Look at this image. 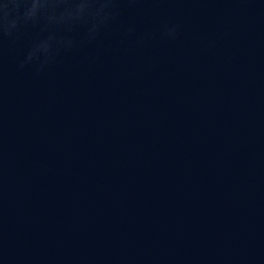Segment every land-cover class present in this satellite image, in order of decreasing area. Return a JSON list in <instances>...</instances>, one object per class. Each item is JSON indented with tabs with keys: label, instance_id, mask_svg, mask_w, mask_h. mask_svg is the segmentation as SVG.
Instances as JSON below:
<instances>
[{
	"label": "clouds",
	"instance_id": "1",
	"mask_svg": "<svg viewBox=\"0 0 264 264\" xmlns=\"http://www.w3.org/2000/svg\"><path fill=\"white\" fill-rule=\"evenodd\" d=\"M90 4L93 2V0H89ZM112 2V0H103L100 7L96 9L95 14L104 13L105 9L108 7V5ZM9 5H12L14 7H19L18 0H5L3 4H0V11H3L5 15H7V10L9 8ZM106 18V17H105ZM166 33L168 35H174L175 28L167 29Z\"/></svg>",
	"mask_w": 264,
	"mask_h": 264
}]
</instances>
